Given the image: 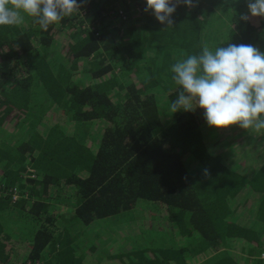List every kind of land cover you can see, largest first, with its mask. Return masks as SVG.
<instances>
[{
	"label": "trees",
	"instance_id": "16d2710c",
	"mask_svg": "<svg viewBox=\"0 0 264 264\" xmlns=\"http://www.w3.org/2000/svg\"><path fill=\"white\" fill-rule=\"evenodd\" d=\"M247 2L180 3L167 26L145 11L103 25L109 4L94 0L87 29H75V13L46 31L32 18L0 26V162L13 160L0 165L1 264H120L108 257L147 240L164 241L158 247L177 249L183 260L135 264H264V158L247 172L229 166L202 137L203 109L171 113L162 104L179 91L171 66L203 47L264 52V17L251 16ZM120 22L129 30L119 32ZM57 25L71 29L65 53L53 47ZM79 62L85 80L71 69ZM10 111L19 117L6 128ZM58 111L62 123L53 119ZM236 130L242 141L264 138ZM22 157L33 176L24 178ZM15 187L26 198L13 203L3 194ZM245 194L249 215L240 219L230 204ZM46 203L52 213L73 204L74 213L58 225Z\"/></svg>",
	"mask_w": 264,
	"mask_h": 264
},
{
	"label": "clouds",
	"instance_id": "9594fccd",
	"mask_svg": "<svg viewBox=\"0 0 264 264\" xmlns=\"http://www.w3.org/2000/svg\"><path fill=\"white\" fill-rule=\"evenodd\" d=\"M180 3L193 6V0H146L144 11L151 10L157 21L172 26V14ZM80 8L77 0H0V26H19L27 16L46 31ZM247 8L251 16L264 17V0H248ZM240 18L247 21L249 15ZM171 72L179 86L171 113L199 107L209 126L264 131V52L257 47L228 43L211 50L205 46L199 54L174 63Z\"/></svg>",
	"mask_w": 264,
	"mask_h": 264
},
{
	"label": "rangeland",
	"instance_id": "374dc122",
	"mask_svg": "<svg viewBox=\"0 0 264 264\" xmlns=\"http://www.w3.org/2000/svg\"><path fill=\"white\" fill-rule=\"evenodd\" d=\"M77 2L81 4V8H80V12L75 13L77 15L76 22L78 21L75 29H87L88 22H86V18L88 16V11L90 12V8L92 7V3L94 2V0L93 2L91 1L90 4L88 1L85 0H77ZM107 3L109 4V7L106 8V10L103 12L102 17H100V18H104L103 25H106L105 23L109 21L114 22L118 16H119V21L120 19H122L121 22L128 21L130 16L132 18V16L142 13L144 11V8L146 7V0H107ZM147 12H150L151 15L154 16L151 10ZM30 19L31 17H27V16L25 17V20L31 21ZM82 19H84V23L80 21ZM121 22L119 23V27H115V28H119V32H122L123 30L128 31L130 28V23L121 24ZM91 25L95 27L96 23ZM35 26L37 25H34V28H37ZM108 29L109 32L107 33V35L112 33L109 25H108ZM70 31L71 29L65 26H61V25L55 26L53 28V33H52L54 37L52 39L53 47H60L64 51V53L67 52V44L69 42L68 41L69 39H67V37H69ZM0 55H1V47H0ZM93 60H94V56H91L88 59V61H93ZM84 64H85L84 62H79L78 64L77 63L71 64V69L76 77L78 78L84 77V74L82 73ZM85 79L86 78L84 77L83 80ZM120 87H122V85ZM162 104L165 106L171 105L170 101L167 102V97L166 99L164 98ZM164 111L167 112V110ZM3 113H4V109L0 107V115H2ZM18 117L19 115H17L13 111H10L4 116V122H5L4 126L8 128L9 126L13 125V123L15 122V120L13 121V119H16ZM53 119L57 122L62 123L67 119V117L63 111H58L54 114ZM236 128L237 126H229L227 128H216L209 126L208 131H203L202 137L203 138L205 137V139H211L214 143L217 144L218 146V151L216 155L217 158L218 159L221 158L229 166L234 167L235 169L238 170L240 169L242 172L243 171L247 172L254 168L256 169L257 165H259V163L264 158V138H262L261 136L256 138L258 140L257 144H254L253 141L249 139L250 135L245 139V141H242L241 139L246 137V135L240 136ZM213 131H215V133ZM224 140L227 144H229L228 147L225 148L222 147ZM0 153L2 152L0 151ZM250 158L254 159V161L251 163L252 166L251 168H250V163L248 162ZM21 159L22 162H24V157H22ZM5 163L12 164L13 160L10 158H6L2 162H0V165H3ZM27 163L28 161L24 162V165L26 164L25 165L26 169L24 170L25 172L24 176L25 177H27V175L33 176L34 170ZM1 172L2 171H0V174ZM13 189L19 191L20 193V190L17 187ZM19 195L20 197L17 200H19L20 198H25L22 196L21 193ZM10 200L13 202V199L11 197ZM247 201H248L247 194H245L243 197H240L239 199L236 198L234 199V201H231L230 205L240 219L247 218L249 215L248 205L246 203ZM23 203L24 202H19V205L17 206H21ZM55 208L56 209L54 210V213H52L50 211L49 203H46L45 209H48L47 215L52 216L55 219L56 224L58 222V225L60 223H63L65 220H68L74 213L73 209H75L73 204H67V205L60 204V205H56ZM137 219L144 220L141 216H137ZM145 220L147 221V219ZM143 228L144 225L141 227V229L138 227H134V232L132 233V235H135L136 232L141 231ZM50 231L51 233L54 232L53 229H51ZM148 234L151 233H146L144 237H146ZM175 240L177 241V237H175ZM164 244L165 242L160 240L140 241L137 244L135 243L132 244L128 250L122 253L112 254L111 256L108 257V259L115 260L120 264H135L134 262L137 260H139V262L144 263L154 258L156 260L161 259L164 261L182 262L183 256L181 255V253L175 248H164L165 247ZM158 246H164V247H158ZM228 252L229 253L227 255L232 257V255L230 254H237L238 248L234 246L231 250H228ZM101 255L102 254L99 253L97 250H94L93 256L96 257ZM219 264H224V262L220 261Z\"/></svg>",
	"mask_w": 264,
	"mask_h": 264
},
{
	"label": "built area",
	"instance_id": "2783aa9c",
	"mask_svg": "<svg viewBox=\"0 0 264 264\" xmlns=\"http://www.w3.org/2000/svg\"><path fill=\"white\" fill-rule=\"evenodd\" d=\"M82 13H84V12H82ZM32 176V175H31ZM3 186L2 185H0V192L1 191H3ZM7 193V192H6ZM8 194V193H7ZM20 193H19V191H17V190H15V189H12V190H10V192H9V195H10V197L13 199V201H16L19 197H20V195H19ZM263 257V259H264V254H262L261 255V258ZM28 264H31V263H28Z\"/></svg>",
	"mask_w": 264,
	"mask_h": 264
},
{
	"label": "water",
	"instance_id": "95a60500",
	"mask_svg": "<svg viewBox=\"0 0 264 264\" xmlns=\"http://www.w3.org/2000/svg\"><path fill=\"white\" fill-rule=\"evenodd\" d=\"M30 167H31V166H30ZM33 175H34V174H33ZM27 176H28V175H27ZM24 177H25V176H24ZM25 178H27V177H25ZM0 185H2V186H3V184H0ZM3 187H4V186H3ZM15 188H16V187H15ZM6 192H7V191H6ZM6 192H5L3 195H4V196H6V195L10 196V195H9V194H7ZM23 196H24V195H23ZM24 197H25V196H24ZM25 198H26V197H25ZM13 202H16V201H13ZM28 263H29V262H28ZM28 263H27V264H28Z\"/></svg>",
	"mask_w": 264,
	"mask_h": 264
},
{
	"label": "flooded vegetation",
	"instance_id": "af4514ba",
	"mask_svg": "<svg viewBox=\"0 0 264 264\" xmlns=\"http://www.w3.org/2000/svg\"><path fill=\"white\" fill-rule=\"evenodd\" d=\"M5 191H7V193L9 194V192H10V190L7 188V189H5Z\"/></svg>",
	"mask_w": 264,
	"mask_h": 264
},
{
	"label": "crops",
	"instance_id": "0c3cea01",
	"mask_svg": "<svg viewBox=\"0 0 264 264\" xmlns=\"http://www.w3.org/2000/svg\"><path fill=\"white\" fill-rule=\"evenodd\" d=\"M2 262H0V264H1Z\"/></svg>",
	"mask_w": 264,
	"mask_h": 264
}]
</instances>
